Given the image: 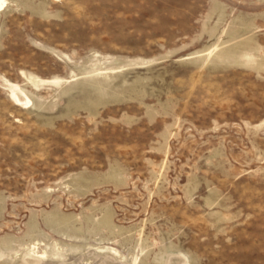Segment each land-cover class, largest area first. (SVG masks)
<instances>
[{"label": "rangeland", "instance_id": "1", "mask_svg": "<svg viewBox=\"0 0 264 264\" xmlns=\"http://www.w3.org/2000/svg\"><path fill=\"white\" fill-rule=\"evenodd\" d=\"M0 7V264H264V0Z\"/></svg>", "mask_w": 264, "mask_h": 264}, {"label": "bare ground", "instance_id": "2", "mask_svg": "<svg viewBox=\"0 0 264 264\" xmlns=\"http://www.w3.org/2000/svg\"><path fill=\"white\" fill-rule=\"evenodd\" d=\"M5 0H0V6L3 5ZM1 8V7H0ZM12 96L16 99V94L12 93ZM17 100V99H16Z\"/></svg>", "mask_w": 264, "mask_h": 264}]
</instances>
